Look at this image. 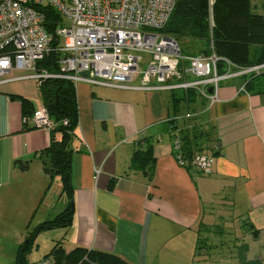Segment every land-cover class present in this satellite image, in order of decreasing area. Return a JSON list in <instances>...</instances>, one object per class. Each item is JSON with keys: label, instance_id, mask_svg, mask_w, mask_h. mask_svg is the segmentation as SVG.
Segmentation results:
<instances>
[{"label": "crops", "instance_id": "crops-1", "mask_svg": "<svg viewBox=\"0 0 264 264\" xmlns=\"http://www.w3.org/2000/svg\"><path fill=\"white\" fill-rule=\"evenodd\" d=\"M26 80L0 84V226L13 225L3 231L10 241L52 219L68 201L60 176L44 170L49 162L40 152L50 132L30 119L24 123L20 101L11 97L22 96L33 108L43 103L35 81V89L17 83ZM242 82L223 81L210 107L196 95L179 111L198 113L178 121L183 131L211 132L207 175L174 158L170 93L74 85V211L67 228L48 231L52 239L65 236L70 247L113 253L131 264H264V76L249 92L239 91ZM148 146L152 166L132 168L133 152ZM15 160L29 167H14ZM0 264H8L1 251Z\"/></svg>", "mask_w": 264, "mask_h": 264}, {"label": "built area", "instance_id": "built-area-1", "mask_svg": "<svg viewBox=\"0 0 264 264\" xmlns=\"http://www.w3.org/2000/svg\"><path fill=\"white\" fill-rule=\"evenodd\" d=\"M177 0H0V84L31 79L38 86L44 79L60 78L76 85H90L168 93L193 91L207 101V107L219 101L223 81L259 74L264 64L238 66L226 58L210 54H182L178 41L161 33ZM58 19L45 24L46 11ZM210 17V26H212ZM53 38L57 45L51 46ZM57 49L58 70L50 73L39 66L51 49ZM223 61L225 68L218 69ZM145 63V67L140 65ZM12 71L24 74L11 75ZM239 91L245 90L243 81ZM198 113L179 112L169 119L174 158L178 165L212 171L211 155L205 151L187 157L182 150L183 129L178 121L195 118ZM32 127L48 131L54 128L44 104L35 107ZM67 124V120L62 121ZM99 172V169H96ZM50 259L42 264H51ZM76 264H99L86 256Z\"/></svg>", "mask_w": 264, "mask_h": 264}, {"label": "trees", "instance_id": "trees-1", "mask_svg": "<svg viewBox=\"0 0 264 264\" xmlns=\"http://www.w3.org/2000/svg\"><path fill=\"white\" fill-rule=\"evenodd\" d=\"M212 8L213 24L210 26ZM57 19L58 15L55 11H46L45 24L49 25V32H52L50 25ZM159 31L173 36L176 40L181 37L203 40L207 46L201 51L202 54L208 55L214 52L217 56L226 58L238 66L264 64V17L251 10L250 0H215L212 5L209 0H177L168 22ZM56 45L57 39L53 38L51 46ZM59 57L60 52L53 48L43 60L39 61V66L54 73L58 70ZM224 68V62L219 61V71L222 72ZM261 76H264V68L259 74H251L243 78L245 90L249 92ZM39 92L43 104L55 122L54 128L49 131V145L40 152L49 162V167H45L44 170L50 175L56 173L60 176L62 193L67 196L68 201L65 208L52 219L37 224L27 232L23 242L16 248L14 264H29L25 255L37 234L47 229L67 228L71 224L74 211L69 143L78 122L75 87L73 83L65 79L47 78L39 85ZM11 97L20 101L22 114L25 117L32 114L34 108L28 99L19 95ZM196 98L193 91L171 93L172 114L179 113L184 103L194 102ZM63 120H67V124H63ZM210 135L209 130L205 131L196 126L183 131L181 141L184 154L190 157L195 152L205 151V142L210 140ZM153 161L151 148L148 146L145 150L137 149L133 152L131 167L144 168L145 163L152 166ZM13 166L26 170L29 167V161L15 160ZM112 183L109 185L110 188L113 187ZM46 256L53 257L51 264H76L84 256L88 261L99 264H131L118 255L96 249L75 247L70 252H65L59 241Z\"/></svg>", "mask_w": 264, "mask_h": 264}, {"label": "rangeland", "instance_id": "rangeland-1", "mask_svg": "<svg viewBox=\"0 0 264 264\" xmlns=\"http://www.w3.org/2000/svg\"><path fill=\"white\" fill-rule=\"evenodd\" d=\"M209 1H210V4L212 5V3H214L215 0H209ZM250 3H251V10L253 12L261 14L264 17V0H250ZM210 17H211V21L213 23V8L211 9ZM184 24H186V23H184ZM177 41L180 44L181 51L183 52L184 55L189 54V53H198V52L204 50L207 46V43L203 40H196V39H192V38H188V37H181V38L177 39ZM140 67L141 68L145 67V63H142L140 65ZM24 73L25 72H23V71H12L11 75L24 74ZM17 83H20V84L31 83V84H33L34 89H35V87H37L36 86L37 83L35 85V83L32 80L30 82L28 80H26V81H20ZM42 104L40 103L38 105V107L42 106ZM210 137H211V138H209L210 140L205 142V150H207V147L210 146V143H208V142L211 141L212 135H210ZM12 226L13 225H10V224L5 223V222H3L0 226V228L2 230V233H0V245L5 244V246L7 247L6 249H2L0 251L4 254L5 260H6V262H8V264H13V262H14L13 252L14 253L16 252V250L13 249L14 245L15 246L19 245L21 242H23V240L25 238V237H22L18 241L8 240L9 235L7 233H4L3 231H9V229ZM55 229H59V228H55ZM50 230L51 229H47V230H43L40 233H38L36 238H35V241L30 245V247L27 250V253L25 255L26 260L29 264H42V262L44 260H47V259H50L51 261H53L52 256L47 258L46 255L50 252V250L52 249L54 244L58 241L60 242V244H61V246L65 252H70L73 249V247H70V245L68 244L67 238L65 236L62 238L55 239V241H54L52 239V237L50 236V235H52V232H48ZM72 264H75V263H72Z\"/></svg>", "mask_w": 264, "mask_h": 264}]
</instances>
